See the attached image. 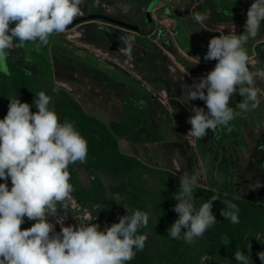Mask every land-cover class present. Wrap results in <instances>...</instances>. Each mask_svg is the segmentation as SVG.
Returning <instances> with one entry per match:
<instances>
[{"label":"rangeland","instance_id":"obj_1","mask_svg":"<svg viewBox=\"0 0 264 264\" xmlns=\"http://www.w3.org/2000/svg\"><path fill=\"white\" fill-rule=\"evenodd\" d=\"M150 1L84 0L79 16L102 13L141 24L147 18ZM222 1L227 8L235 4ZM167 2L182 11L190 8L193 17L197 13L206 16L204 31L213 38L220 34H236L237 26L240 28L237 35L243 34L247 11L254 0L236 2V12L246 8L240 14V20L234 11H227L224 16L220 14L217 0H162L152 9L157 26L148 35L96 18L80 21L64 33L50 36L49 43L39 50L30 42L22 48L9 50L7 63L11 74L13 66L38 78L40 90L51 97L49 107L55 110L59 121L73 123L88 142L86 161L69 165L73 191L66 201L67 208L57 205L58 214L65 217V226L92 222L103 230L117 223L120 217H130L135 210L147 212L148 225L138 229L137 233L147 235L143 248L145 255L141 257L144 263L141 264H239L235 253L240 251L248 255L249 248L252 264H262L257 254L264 252V78H256L259 107L232 120L231 131L226 128L215 133L209 130L202 140L187 137L191 128L188 118L193 115L191 107H201L206 112L207 107L202 100L181 103V84L199 82V78L213 70L217 62L201 58L199 64L193 65L190 63L193 59H190L185 63L188 70L174 63L173 58L180 62L179 58L184 57L180 55L181 48L170 41L172 38L166 26L161 24L165 16L160 7ZM125 5H131L126 14L122 11ZM189 21L193 22L192 19ZM195 26L199 29L201 23L196 22ZM127 36L133 38L130 51L121 40ZM255 38L257 41L264 39V32ZM57 40L119 68L135 81L137 87L108 74L92 57H87V62L77 60L69 55L73 52L60 46ZM249 58L250 61L257 59L256 63H250L251 71L264 70L257 56ZM47 66L50 73L46 71ZM18 83L20 88L15 87L11 75L0 73V119L5 115L6 101L18 98L24 102L20 79ZM125 94L147 107V112L144 110L147 115L134 125L138 139H133L130 131L122 134L112 131L116 146L107 127L86 117L83 112L99 118L109 127L124 117L138 118L141 115L138 111L131 108L126 111ZM242 99L238 92L234 93L229 107L239 111L236 104ZM36 111L35 107L34 113ZM193 173L199 174L198 186L215 192L210 196L217 197L212 208L216 222L202 237L186 243L182 238L168 236V229L178 219L174 211L178 201L174 196L179 190L180 177ZM258 182L262 186L252 189ZM0 183L4 181L0 180ZM8 186L11 188L10 178ZM198 186L194 188L197 209L205 202ZM230 195L252 202L243 207L237 205V224L221 215V209L227 210L223 202L233 203ZM49 220L59 232L61 228L55 217H49ZM33 223L35 221L25 217L21 229L31 227Z\"/></svg>","mask_w":264,"mask_h":264},{"label":"clouds","instance_id":"obj_2","mask_svg":"<svg viewBox=\"0 0 264 264\" xmlns=\"http://www.w3.org/2000/svg\"><path fill=\"white\" fill-rule=\"evenodd\" d=\"M83 3L84 0H0V73L11 75L9 50L22 48L28 42L37 50L46 46L50 36L64 33L82 14ZM130 8L131 5L123 6V13ZM193 19L203 24L207 17L197 13ZM262 21L264 0H254L247 11L243 34H220L210 39L204 59L217 61L214 69L200 77L199 82L181 84V103L202 100L207 107V112L191 107L187 137L202 140L209 130L231 131L232 120L259 107L255 85L257 77L264 78V70H250L244 45L258 35ZM121 40L130 51L133 38ZM199 62V57H193V65ZM237 92L243 97L236 104L239 111L229 107ZM9 100L7 114L0 119V180L4 181L0 183V264H127L145 246L147 235L137 233L147 227L149 214L135 210L130 217H120L103 230L92 222L65 226V217L58 214L57 205L67 208L66 201L73 191L69 165L86 161L88 142L73 123L59 121L55 110L49 107L51 97L44 91L33 102L35 113L29 103L18 98ZM198 175L180 177L174 196L178 219L168 229L172 239L193 243L216 222L212 208L217 197L196 207L194 188L198 186ZM261 186L258 182L252 189ZM223 203L227 210L221 209V215L233 224L239 223L237 205L231 201ZM25 217L35 223L22 230ZM49 217H55L59 232ZM250 255V248L248 255L237 251L235 260L252 264ZM257 255L264 264V252Z\"/></svg>","mask_w":264,"mask_h":264},{"label":"trees","instance_id":"obj_3","mask_svg":"<svg viewBox=\"0 0 264 264\" xmlns=\"http://www.w3.org/2000/svg\"><path fill=\"white\" fill-rule=\"evenodd\" d=\"M158 1L159 0H151L150 1L148 8H147V10H148L147 11V18L144 21V23L135 24V23L128 22V21L117 20L116 18L109 17V16H107L104 19H107L109 21H113V22L118 23V24L125 26L127 28L137 30V31H140V32L146 34V33L151 32L156 26V22H155V19L152 17L151 11H152V8L156 5V3ZM161 12L172 17V18H174V19H176L179 42L183 46L189 45L190 48L195 52H200L202 54L207 53L208 44H206V42L200 40L199 38H196V37H198V35L201 34L202 28L197 29L195 27V25H193V26L191 25V27L186 25L185 14L183 12H180L178 9L173 8L170 4L163 5V7L161 8ZM57 43L60 46H62L63 48H66V50H69L73 53H76V54L82 53L88 57H92L94 60H97L99 65L100 64L104 65L105 69L108 70L109 72H111V74L114 75L119 80H122V81H124L126 83H130V84L135 83V81L130 76H128L125 72L121 71L119 68H117L115 66H112L111 64H108L104 60L97 58L94 55H92L88 52H85L84 50H81L80 48L74 47L68 43L60 42L59 40H57ZM150 46H153V43H150ZM156 52L158 55H160V52L158 50ZM48 65L50 66V64H48ZM11 68L13 70V73L11 74L12 81L14 82L15 87L20 88V85L18 83V79H20L21 80L20 84H22V86L24 88L23 89L24 90V93H23L24 102H27L31 105V111L34 113L35 104L33 102L37 98V94L41 91L39 79L34 78L33 74L26 71V70L25 71L22 69L18 70L16 68H14L13 66H11ZM46 71H47V73H50L51 72L50 67L47 66ZM123 100L125 103L126 111L128 108H131V109H133V111H138L141 115L138 118L133 117L132 120L124 117L120 121H117V122L114 121L113 123H111V125L109 127L108 124H106L104 121L100 120L99 118L92 116V115H89L86 112H83L86 117H88L90 119H94L96 121H99L105 127H107V132L110 134V136L113 139V141L115 142L116 146H117V141H116V138L114 137L112 131H116V132L121 133V134L124 132L130 131V135L132 136V138L138 139L139 138L138 132L134 129V125L139 123L141 121V119L147 115V113H146L147 107L143 106V104H141L139 101L135 100L129 94H125L123 97ZM6 102H7V106H6L5 115L3 116V118L7 114L8 106L10 103L9 101H6ZM76 105L79 108H81V105L79 103H77ZM198 189L202 193L205 202H207L211 199V196H210L211 193H215L214 190H212L211 188L205 187V186H198ZM225 195H227V194H225ZM229 198H231L233 200L234 204L241 206V207L252 203L251 200L241 198L237 195H235V196L230 195ZM167 251H171V248H167ZM144 255H145L144 249L142 251H137L135 257L131 261H128L127 263H131V262L133 264H141L142 262L144 263V261H141V257Z\"/></svg>","mask_w":264,"mask_h":264},{"label":"crops","instance_id":"obj_4","mask_svg":"<svg viewBox=\"0 0 264 264\" xmlns=\"http://www.w3.org/2000/svg\"><path fill=\"white\" fill-rule=\"evenodd\" d=\"M160 1H162V0H159L157 3H156V5L160 2ZM170 1V0H169ZM226 1H228V2H235V4H233V6H232V8H227V7H225V6H223V1L222 0H217V4L216 5H219V9H218V12L220 13V14H222L223 16H224V13L226 14V12L227 11H234V12H236V7H237V3L236 2H238V0H232V1H229V0H226ZM166 4H169V2H167ZM155 5V6H156ZM163 5H165V3L163 4ZM171 6H172V4H170ZM154 6V7H155ZM153 7V8H154ZM163 7V6H162ZM162 7H160V8H162ZM173 7V6H172ZM152 8V9H153ZM174 8V7H173ZM238 8H239V6H238ZM175 9H178L180 12H183L184 14H185V21H186V25H188V26H190L191 27V25L193 26V25H195L196 24V22H195V20L193 19V12H192V10L189 8L188 10H185V11H182L181 9H179V8H175ZM210 9V8H209ZM211 9H214V8H211ZM246 10V8H241V10H239L238 12H236L235 13V17L238 19V20H240L241 18H240V14L242 13V11H245ZM160 11H161V9H160ZM162 13V12H161ZM151 14H152V17L155 19L156 18V15L154 14L153 15V13H152V11H151ZM164 14V13H163ZM162 15V14H161ZM227 15V14H226ZM164 18H162L161 20H162V23L161 24H164L165 26H166V30L167 31H169L170 32V35H171V38H172V40H170V41H172V43H173V45L174 46H178V47H180L181 48V54L180 55H182L181 57L183 58L182 60L179 58V61L180 62H178V59H176V58H173V61H174V63L175 64H178L180 67H183V68H185L186 70H188L187 68H186V66H185V63H187L188 61H191L190 59H193V57H199L200 59L202 58V59H204V56H205V54H202V53H200V52H195V51H193L191 48H190V46L189 45H186V46H183L180 42H179V38H178V30H177V21H176V19H174V18H172V17H170V16H168V15H166V14H164ZM189 19H192L193 20V22H190L189 21ZM237 20V21H238ZM155 22H156V26H157V19H155ZM227 24V23H226ZM236 24V23H235ZM207 24L206 23H203V24H201V27H200V29L202 28V32H201V34L200 35H198V37H196V38H199L200 40H202V41H204V42H206V44H209V41H210V39L212 38L211 36H210V34H208V33H205V31H204V29H205V26H206ZM238 25H240V24H238ZM156 26H155V28L151 31V32H149V33H146V35H148V34H150V33H153V31H155L156 30ZM196 27V26H195ZM261 27H263L262 29H260V31H259V33L258 34H260L261 32H264V21H262L261 22ZM235 30L237 31L236 32V34H238V31L240 30V28H238V26H237V28H235ZM242 30H243V28H242ZM137 31V30H136ZM140 32V31H139ZM140 33H142V32H140ZM144 34V33H143ZM156 35L157 36H159V34L158 33H156ZM258 36V35H257ZM256 36V37H257ZM164 45H165V47L167 46L166 45V43H164ZM244 47L247 49V52H248V55H249V57H254V56H257L258 57V60H259V63H260V65H261V67H262V69H264V39H261V40H258L257 41V39L256 38H250L248 41H247V43L244 45ZM159 51V50H158ZM160 52V51H159ZM192 56V57H191ZM210 61H213V62H217V61H215V60H210ZM256 61H257V59L255 58V59H252V61H251V63L253 62V63H256ZM189 63V62H188ZM190 63H193V62H190ZM189 66H191L190 64H188ZM249 65H252V64H249ZM173 68V67H172ZM173 70L175 71V68H173Z\"/></svg>","mask_w":264,"mask_h":264},{"label":"flooded vegetation","instance_id":"obj_5","mask_svg":"<svg viewBox=\"0 0 264 264\" xmlns=\"http://www.w3.org/2000/svg\"><path fill=\"white\" fill-rule=\"evenodd\" d=\"M108 16V15H107ZM109 17H112V16H109ZM99 17H97V19H98ZM114 18H116V17H114ZM92 19H96V18H92ZM99 19H101V20H104V21H106L107 23H111V24H115V25H117V26H121V27H125V26H122V25H120V24H118V23H115V22H113V21H109V20H107V19H104V18H99ZM117 20H120V19H118V18H116ZM88 20H91V19H88ZM85 21H87V20H85ZM121 21H123V20H121ZM77 23H79V22H77ZM72 27V26H71ZM127 28V27H126ZM70 53V52H69ZM68 54V53H67ZM69 55H71L72 57H74V58H77V60H79V61H89V59H87V57L88 56H86V55H84V54H82V53H80V54H74V53H71V54H69ZM100 67L105 71V72H107L108 74H111V72H109L108 70H106L105 69V67H104V65H101L100 64ZM120 81H122V80H120ZM123 82V81H122ZM132 84V83H131ZM136 83H134V84H132V85H134V86H136L137 87V85H135ZM123 97H124V95H123Z\"/></svg>","mask_w":264,"mask_h":264},{"label":"water","instance_id":"obj_6","mask_svg":"<svg viewBox=\"0 0 264 264\" xmlns=\"http://www.w3.org/2000/svg\"><path fill=\"white\" fill-rule=\"evenodd\" d=\"M106 18L107 15L105 14H102V13H89V14H86V15H82V16H79L77 18H75V20L73 21V24H76L77 22H80V21H85V20H88V19H92V18ZM70 25V26H72Z\"/></svg>","mask_w":264,"mask_h":264}]
</instances>
